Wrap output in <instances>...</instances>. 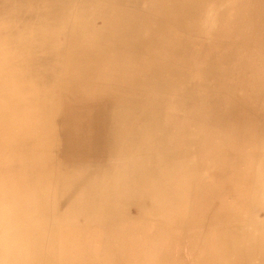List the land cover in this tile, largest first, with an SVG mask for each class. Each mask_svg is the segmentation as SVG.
I'll use <instances>...</instances> for the list:
<instances>
[{
	"label": "clouds",
	"instance_id": "1",
	"mask_svg": "<svg viewBox=\"0 0 264 264\" xmlns=\"http://www.w3.org/2000/svg\"><path fill=\"white\" fill-rule=\"evenodd\" d=\"M132 90L107 161L65 165V108ZM262 213L264 0H38L5 18L0 264H264Z\"/></svg>",
	"mask_w": 264,
	"mask_h": 264
},
{
	"label": "rangeland",
	"instance_id": "2",
	"mask_svg": "<svg viewBox=\"0 0 264 264\" xmlns=\"http://www.w3.org/2000/svg\"><path fill=\"white\" fill-rule=\"evenodd\" d=\"M23 1L24 0H19L21 4ZM114 2L123 5L132 4L134 2L140 3L142 0H114ZM4 11L5 10H3V12ZM26 14L27 12L24 10L14 14L12 13V16L10 15L8 20L10 22H20L24 20L23 17ZM256 43L257 45L260 43L258 37ZM156 47L162 51L165 47V42L163 40L158 41ZM140 104H142V101L139 98L138 92L132 90L127 96L119 100L117 97L108 94L100 96L86 104H73L65 108L56 121V126L54 128V136L59 145L60 159L66 163H79L81 161L104 163L106 157H104V155L106 152L102 146L105 145V140H107L109 135L107 134V129L104 128L107 125L109 113L112 110L115 111L112 122H116L115 128L117 130H115L118 131L119 124L121 123L118 124V121H125L128 118V122H131L128 125H131L137 120L140 114ZM118 114L121 115L120 120ZM67 121L69 123H67ZM69 135L70 140H76L70 141V146L66 144ZM126 211L129 216L134 217L141 209L134 202H130ZM178 258L184 259L183 252L180 253Z\"/></svg>",
	"mask_w": 264,
	"mask_h": 264
},
{
	"label": "bare ground",
	"instance_id": "3",
	"mask_svg": "<svg viewBox=\"0 0 264 264\" xmlns=\"http://www.w3.org/2000/svg\"><path fill=\"white\" fill-rule=\"evenodd\" d=\"M38 2V0H28V1H26V0H24L23 2H22V4H21V2H19V0H0V27H2L3 26V24H4V21H5V18L7 17H9L12 13L14 14V13H18V12H20V11H26V12H28V5H30V4H34V3H37ZM135 3V2H134ZM6 5L8 6V7H6ZM3 10H5L4 12H3ZM12 16V15H11ZM22 17V16H21ZM24 19L26 18V15L23 17ZM122 100V99H121ZM105 102V101H104ZM108 102V101H107ZM120 102V101H119ZM115 103H117V102H115ZM132 103V102H131ZM123 104V103H122ZM138 105H139V103H138ZM141 105V104H140ZM116 106V105H115ZM110 107V106H109ZM108 107V108H109ZM135 108V107H134ZM114 116H115V111L114 110H112L110 113H109V115H108V117H107V125H106V127H104L105 129H107V134H109L108 135V137H107V140H105V145H103L102 147L104 148V150H105V155H104V157L106 156V160H105V162L107 161V159H108V157H109V155L111 154V152H112V150H113V148H114V146H115V144H116V141H117V138H118V136L121 134V131H122V126L123 125H125V124H129V123H131V122H128V118L125 120V121H118V124H119V129H118V131H116L117 129L115 128V126H116V122H112V117L114 118ZM120 116L121 115H119L118 114V117H119V120H120ZM131 116V115H130ZM132 117V116H131ZM134 118V117H133ZM67 123H69L68 121H67ZM116 129V130H115ZM70 141H76V140H73V139H71L70 140V135H69V137H68V141H66V144L68 145V146H70L69 145V142ZM80 155V154H79ZM93 157V156H92ZM96 163V162H95ZM64 164L65 165H67L69 168H71V167H73L75 164H78V163H71V162H65L64 161ZM73 164V165H72ZM101 164H103V163H101ZM70 182H71V178H70ZM69 198H70V194H69ZM64 203H67V199H65V201H64ZM262 214H264V213H262Z\"/></svg>",
	"mask_w": 264,
	"mask_h": 264
},
{
	"label": "crops",
	"instance_id": "4",
	"mask_svg": "<svg viewBox=\"0 0 264 264\" xmlns=\"http://www.w3.org/2000/svg\"><path fill=\"white\" fill-rule=\"evenodd\" d=\"M104 160H106V157H105V159ZM101 164V163H100Z\"/></svg>",
	"mask_w": 264,
	"mask_h": 264
}]
</instances>
